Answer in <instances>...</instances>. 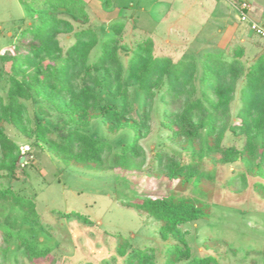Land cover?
<instances>
[{"label":"trees","instance_id":"obj_1","mask_svg":"<svg viewBox=\"0 0 264 264\" xmlns=\"http://www.w3.org/2000/svg\"><path fill=\"white\" fill-rule=\"evenodd\" d=\"M20 2L32 24L23 30L14 55L8 51L0 54L2 63H10L9 70H2L7 72V90L5 95L0 94V177L16 183L26 175L20 147L6 134L7 125L32 145H46L67 166L126 173L140 170L145 158L140 141L151 131L154 102L160 96L162 126L191 160L183 163L174 156L157 153L158 168L169 181H177L180 191L127 204L160 224L158 232L164 247L141 248L122 239L117 253L123 264H220L213 256L193 255L188 232L182 226L208 220L211 205L183 193L190 190L208 196L205 182L214 183L216 164L237 163L243 170L230 177L224 187H231L237 179L247 186L248 178L253 177L258 179L254 189L264 193V51L249 66L243 59V46L207 52L200 59L188 55L174 62L170 57L156 56L150 38L122 43L121 23H113L114 35L100 43L82 0ZM104 4L108 8L111 0ZM253 15V20L264 21L256 10ZM241 23L249 29L246 22ZM63 35H73L74 42L63 47ZM97 47L99 54L91 61ZM236 94L240 107L232 114ZM35 99L65 119L58 128L60 141L53 139L55 131L40 118L50 116L48 108L38 104V110L29 114L25 103H35ZM96 119L112 134L130 130L132 139L113 152L107 141L86 132ZM227 134L242 146L226 145ZM204 162L211 163L208 171L203 169ZM72 215L90 223L87 216L77 213L62 217ZM43 232L46 228L40 224L35 202L12 186H1V256L14 242L30 261L46 259L52 249L48 242L39 241ZM158 250L162 261L158 260ZM80 264L95 262L85 260Z\"/></svg>","mask_w":264,"mask_h":264},{"label":"rangeland","instance_id":"obj_2","mask_svg":"<svg viewBox=\"0 0 264 264\" xmlns=\"http://www.w3.org/2000/svg\"><path fill=\"white\" fill-rule=\"evenodd\" d=\"M104 1L82 0L90 11V25L100 43L114 35L113 23H121L122 43L132 44L150 38L155 55L170 57L174 62L188 55L200 59L207 52L243 46L246 49L243 59L249 66L257 54L264 51L263 42L241 23L237 5L249 3L252 6L250 17L254 19L253 13L257 9L264 20V0H111L108 8ZM220 4H227V10ZM31 24L20 0H0V54L8 51L14 55V46L21 39L23 30ZM73 42V35L60 37L63 47ZM99 51L100 47L94 49L91 61ZM4 67L9 70L10 63L5 65L0 61L1 95L7 90V72L2 73ZM240 88L239 82L238 90ZM236 96L231 105L232 114L240 107L239 95ZM159 97L154 102L151 131L140 141L145 152L142 168L128 173L120 169L67 166L49 152L46 145L44 148L34 146L14 127L6 126V134L20 147L24 158L20 162L25 165L26 175L16 183L0 177V187L12 186L17 193L35 202L40 224L46 228L38 239L48 242L52 250L46 259L33 262L11 242L6 254L1 256L3 237L0 234L1 264H80L85 260L95 264L105 261L123 264L116 249L122 239L141 248L164 247L158 232L160 224L127 205L128 202L180 191L177 181H169L158 168L157 153L174 156L183 163L191 160L187 152L171 141V132L162 126L163 104ZM35 101L25 103L29 114L38 110V104L48 108L50 116L40 118L56 132L53 139L60 141L58 128L64 125L65 119L41 100ZM86 132L107 141L113 152L120 151L133 136L130 130L110 133L100 119L92 121ZM224 143L242 146L241 141L230 134ZM210 168L211 163L204 162L203 169L208 171ZM216 170L214 183L205 182L208 196L201 197L199 192L192 194L190 190L183 193L211 205L208 220L182 226L188 232L193 255H210L220 264H264V193H258L253 187L258 179L249 177L247 186L237 179L227 188L224 187L226 181L243 167L238 163L233 166L216 164ZM68 213L87 216L90 223L75 215L62 217ZM157 257L163 260L159 250Z\"/></svg>","mask_w":264,"mask_h":264},{"label":"built area","instance_id":"obj_3","mask_svg":"<svg viewBox=\"0 0 264 264\" xmlns=\"http://www.w3.org/2000/svg\"><path fill=\"white\" fill-rule=\"evenodd\" d=\"M251 10L252 6L247 2H242L238 5L241 22H246L250 31L264 43V21L257 22L253 20L249 15ZM25 149L29 151V147H26Z\"/></svg>","mask_w":264,"mask_h":264},{"label":"crops","instance_id":"obj_4","mask_svg":"<svg viewBox=\"0 0 264 264\" xmlns=\"http://www.w3.org/2000/svg\"><path fill=\"white\" fill-rule=\"evenodd\" d=\"M225 5H227V4H224V6L223 5H219L221 8H225V10H227V8H226V6ZM257 10V9H256Z\"/></svg>","mask_w":264,"mask_h":264},{"label":"water","instance_id":"obj_5","mask_svg":"<svg viewBox=\"0 0 264 264\" xmlns=\"http://www.w3.org/2000/svg\"><path fill=\"white\" fill-rule=\"evenodd\" d=\"M24 158H22V160H23Z\"/></svg>","mask_w":264,"mask_h":264}]
</instances>
